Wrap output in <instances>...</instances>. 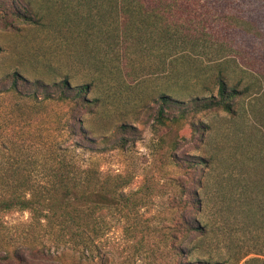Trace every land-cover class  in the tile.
<instances>
[{"label":"rangeland","instance_id":"obj_1","mask_svg":"<svg viewBox=\"0 0 264 264\" xmlns=\"http://www.w3.org/2000/svg\"><path fill=\"white\" fill-rule=\"evenodd\" d=\"M28 1L40 22L0 28V78L17 72L29 81L89 86L90 109L81 114L87 139L66 134L69 104L39 100L27 109L3 95L0 133L9 135L3 132L0 141L8 136L11 144L0 160H17L18 176L48 189L60 163L83 182L92 170L110 177L124 196L94 210L90 232L75 240L59 230L61 218L2 214L0 264H21L8 259L14 249L24 254L23 264H264V203L245 182L258 150L253 136L264 135V89L245 79L252 86L236 101L234 115L194 113L191 102L209 98L207 90L216 95L210 76L216 48L230 57L231 85L243 72H264V0H192L187 8L211 30H186L199 42L186 47L182 77L170 73L174 58L160 65L158 42L143 43L152 53L124 64L125 45L112 30L82 29L69 8L80 17L76 0ZM163 92L182 104L165 113L178 117L186 109L185 119L157 122L156 99ZM120 124L131 129L122 133ZM194 192L207 201L202 211L194 210ZM194 218L206 225L204 234L190 232L187 222ZM30 248H44V256H30Z\"/></svg>","mask_w":264,"mask_h":264},{"label":"trees","instance_id":"obj_2","mask_svg":"<svg viewBox=\"0 0 264 264\" xmlns=\"http://www.w3.org/2000/svg\"><path fill=\"white\" fill-rule=\"evenodd\" d=\"M76 1H78L76 5L80 6V17L74 7L69 8L78 16L77 19L81 20L79 25L83 30H112L115 40L125 45L124 64H132L144 54L152 53L151 47L142 49L143 43L158 42L160 51L156 50V52H159L157 55L162 59L160 65L164 66V60L168 57L174 58L175 62L172 61V65L170 64L172 76L182 77L184 75L180 66L183 55L186 53V47L189 45L196 47L199 42L198 37L186 30H211L207 26L206 18L192 15V11L187 8L192 0ZM39 22L40 18L28 0H0V28L13 29L16 25H38ZM247 25L249 27L252 23L249 22ZM223 52L221 48L215 49L219 58L213 62L210 73V76L214 77L216 95L207 90L209 98L192 99L191 102L197 104L194 106L197 109L193 111L194 113L219 110L225 114L234 115L236 101L240 99V96L249 93L252 86L248 84V81H244L245 79L256 80L258 90L264 89L262 87L264 72H255L254 77L243 72L244 77L241 78V82L239 80L238 84L231 85L229 72H227L230 67L228 65L230 57H223ZM108 73L111 74V70ZM240 83L242 87L239 88ZM88 93L89 86L71 87L67 80L46 84L40 80H26L17 72L0 78V99L4 100L7 95L17 107L25 106L28 109L33 102L37 104L39 100L54 99L69 104L71 120L64 130L68 136L75 139H87L81 114L90 109L86 98ZM156 101L159 103L156 120L160 125H165L168 121L178 122L185 119L186 109H183L178 117L168 116L165 113V109L173 104L182 105L178 101L171 100L167 93H161ZM6 106L8 108L9 104ZM117 128L122 133L131 129L125 124H120ZM3 132L8 134L6 130H2L0 135H3ZM5 137L6 142L0 141V153H10L8 150L10 138ZM253 139L258 150L254 156L249 158L248 178L245 177V182L256 199L264 203V135L256 133ZM123 145H126L124 138ZM5 161L0 160V190L2 191L0 193V216L11 211H28L36 221L61 218L63 221L58 224L59 230L73 240L79 236H86L90 232L89 220L94 210L108 206L112 202L121 201L124 196L121 192L117 194L115 184L114 186L109 184L112 180L110 177L100 178L92 170L87 172V179L83 182L72 166L60 163L52 177L51 189H48L49 186L46 184L43 186L35 184L28 176H18L22 170L16 171V166H19L16 164L17 160ZM6 165L8 166L4 168ZM3 172L8 174L4 176ZM119 187H123V184ZM193 194L194 210L202 211L207 206V201L199 198L196 192ZM187 223L191 233L204 234L206 225L203 224V227H200L196 224L195 218L188 219ZM44 253V248H30L29 250L30 256L34 258L42 257ZM22 255L24 254L14 249L8 259L23 264L25 257Z\"/></svg>","mask_w":264,"mask_h":264}]
</instances>
